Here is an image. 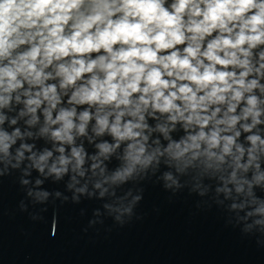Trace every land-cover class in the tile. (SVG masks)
<instances>
[{"label": "clouds", "instance_id": "clouds-1", "mask_svg": "<svg viewBox=\"0 0 264 264\" xmlns=\"http://www.w3.org/2000/svg\"><path fill=\"white\" fill-rule=\"evenodd\" d=\"M262 116L264 0H0V125L26 126L0 153L19 141L38 176L82 192L203 156L234 177L264 153Z\"/></svg>", "mask_w": 264, "mask_h": 264}, {"label": "water", "instance_id": "water-1", "mask_svg": "<svg viewBox=\"0 0 264 264\" xmlns=\"http://www.w3.org/2000/svg\"><path fill=\"white\" fill-rule=\"evenodd\" d=\"M12 127L26 126L20 119L0 130ZM182 135L178 125L172 136ZM18 146L7 161L0 153V264H264V153L234 177L203 156L160 157L119 186L88 183L81 192L83 181L70 186L68 176L17 165ZM244 146L241 163L249 159Z\"/></svg>", "mask_w": 264, "mask_h": 264}]
</instances>
